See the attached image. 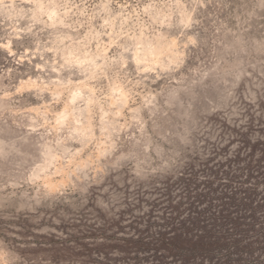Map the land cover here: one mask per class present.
<instances>
[{
    "label": "rangeland",
    "instance_id": "obj_1",
    "mask_svg": "<svg viewBox=\"0 0 264 264\" xmlns=\"http://www.w3.org/2000/svg\"><path fill=\"white\" fill-rule=\"evenodd\" d=\"M48 2L25 4L22 20L6 19L0 4V255L264 264V79L248 66L264 59L249 47L264 38V9L248 19L241 0H220L202 18L187 0ZM131 45L137 67L167 57L200 70L133 103L118 78L100 76ZM114 127L122 140L152 139L173 163L149 175L131 157L105 168L120 151ZM162 127L177 133L172 143L156 140Z\"/></svg>",
    "mask_w": 264,
    "mask_h": 264
},
{
    "label": "clouds",
    "instance_id": "obj_2",
    "mask_svg": "<svg viewBox=\"0 0 264 264\" xmlns=\"http://www.w3.org/2000/svg\"><path fill=\"white\" fill-rule=\"evenodd\" d=\"M31 2L32 0H0V4H3L6 19L19 17L21 20L24 19L25 15L23 6ZM219 2L220 0H187V7L190 9L191 14H197L203 18L204 10L208 6L216 7ZM247 5H252L251 10H249ZM247 5L244 3V0H241L240 7L244 9V11L241 12V15H245L248 19H251L257 8L264 9V0H257L256 3H253V0H247ZM45 6L51 7V0H49ZM36 7L40 8L41 4L37 3ZM29 11H31V9H29ZM238 18L239 17H237V19ZM34 22L38 23L39 21ZM193 23L198 24L199 21L196 20L193 21ZM26 31L31 32V26H29ZM39 31L43 32V29H40ZM32 34L36 35L35 33ZM257 43L260 45L259 48L256 47ZM225 47L228 46L225 45ZM249 47L252 51H258L264 56V38L259 42L253 40ZM134 51V45L125 47L123 52L117 51L114 54L116 56V62L112 63L111 61H108L105 65L101 66L100 72V76L105 80L112 81L114 78H118L119 82L123 84L130 93V99L133 100V103H136L140 99V94L144 92L146 88L148 90H153L151 88L152 85H156L160 88V92L157 93V95H160L165 89L175 88L176 86L182 85L184 81L189 79L190 75H195L200 70V64H197L195 68H185L182 71V66L184 64L183 60L173 66L172 63L167 61V57L160 61L159 64L155 61H149L146 65L142 64L137 67L136 62L134 61ZM125 53H127L126 60L124 59ZM202 54V51L199 53L192 52L189 56L194 61H198ZM249 55H251V52ZM200 63H203V61H200ZM46 66L50 73L57 71V65L47 64L46 62ZM248 66L251 67L252 72L256 73L259 78L264 79V59L257 60L254 64L249 63ZM58 67L61 71H68L69 77L75 75V73L68 70L64 64H59ZM205 75H207V73H205ZM159 81H165V83L160 84ZM98 88L102 92L107 91V85L98 84ZM190 107L191 104H189V108ZM163 115L167 116L168 112L164 111ZM149 119H151V116H149ZM185 123H187V121ZM97 126L99 127V124ZM119 130V127L113 128V133L116 134L113 142L119 144V154L113 157L110 153L109 158L104 161L105 168L114 170L120 161L128 160L129 157H131L141 163L147 162L148 168L144 170V174L149 175L151 172L157 170H166L167 166L173 163L171 158H168L167 160L161 159L163 149H161L158 144H154L152 139H139L128 136L125 140H122L118 135ZM195 131L196 130L193 129V132ZM176 136L177 133L163 127L160 131L155 133L156 140L160 142H164L165 138H167V142L172 143L173 137ZM185 142L186 139L181 137L180 143ZM153 153H155V159L153 158ZM153 163L156 164V168H152ZM94 170L99 171L98 169ZM136 175L139 176L141 173L137 172ZM36 191L39 193L40 189L37 188ZM39 203L40 200L36 199V204ZM0 264H28V261L19 253H13L9 256L7 252H4L3 255H0Z\"/></svg>",
    "mask_w": 264,
    "mask_h": 264
}]
</instances>
